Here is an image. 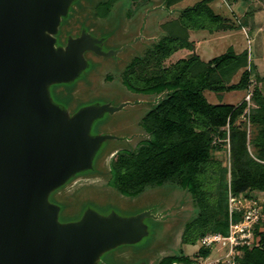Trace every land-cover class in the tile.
Masks as SVG:
<instances>
[{
  "label": "water",
  "instance_id": "obj_1",
  "mask_svg": "<svg viewBox=\"0 0 264 264\" xmlns=\"http://www.w3.org/2000/svg\"><path fill=\"white\" fill-rule=\"evenodd\" d=\"M78 0H0V264H104L103 257L149 236L151 211L133 216L87 209L62 222L54 193L94 171L104 143L93 125L126 107L58 105L52 87L76 82L90 67L87 54L110 58L134 46L104 51L83 27L61 40ZM139 41V38L136 40ZM139 104V103H136Z\"/></svg>",
  "mask_w": 264,
  "mask_h": 264
},
{
  "label": "trees",
  "instance_id": "obj_2",
  "mask_svg": "<svg viewBox=\"0 0 264 264\" xmlns=\"http://www.w3.org/2000/svg\"><path fill=\"white\" fill-rule=\"evenodd\" d=\"M120 1L106 0L96 7L97 10L105 8L108 14L105 17L108 18ZM183 1L165 0V5L170 9ZM232 1L237 3L238 0ZM213 2L203 0L184 9L179 19L163 25L165 35L162 40L151 46L142 57L128 63L123 86L134 95L156 100L138 124L141 132L135 139H142L137 147L128 144L118 151L109 169L97 159L94 171L87 173L89 177H107L106 186L129 202L163 191L178 193L185 202L188 199L195 214L185 225L182 237L185 245H193L210 233L229 235L230 220L238 223L244 218V212L230 215L229 196L238 198L247 194L254 200L253 194L264 193V93L260 87L262 80L250 61V52L237 54L230 49L206 62L195 53L194 42L190 41V31L228 32L246 25L248 15L241 25H234L215 12ZM96 17L100 20L105 18ZM181 50L192 51V54L166 68L162 62ZM157 64L160 69L171 70H160L155 75L145 72L150 65ZM240 72V82L232 85ZM253 79L258 83L255 86L252 85ZM250 89H253L250 99L255 105L252 108L246 102L239 107L222 103L213 105L205 97V93L210 92L222 101L225 93ZM241 118L246 122H240ZM248 124L256 132L249 135L245 128ZM228 137L231 179L228 182L227 171H220L218 185L212 193L205 176L209 167L217 164L213 158L215 150H222ZM250 147L254 152H250ZM211 193L219 198L213 199L214 204ZM51 201L62 204L63 197L54 193ZM263 220L254 228L252 246L238 248L242 255L236 256L235 264H264V232L259 231L260 225H264ZM210 254L209 249H200L201 258ZM194 262L179 250L159 264Z\"/></svg>",
  "mask_w": 264,
  "mask_h": 264
},
{
  "label": "rangeland",
  "instance_id": "obj_3",
  "mask_svg": "<svg viewBox=\"0 0 264 264\" xmlns=\"http://www.w3.org/2000/svg\"><path fill=\"white\" fill-rule=\"evenodd\" d=\"M102 1L106 0H78L71 9L69 19L62 26L61 40H65L66 35L76 36L83 27H89L95 36L100 38L109 36V42L104 46V51L118 50L135 42L134 46L124 50L117 57L103 58L92 53L87 54V58L90 60V67L87 71L72 84L52 87L51 95L58 105L67 108L71 113L92 105L111 104L118 107L123 103L135 104L114 115H106L93 125V134L123 139V141L104 143L98 153V163L104 164L109 169L111 161L118 151L128 144H132V147L138 146L142 139V137L135 139L141 132L138 124L151 109L152 103L156 101L134 95L123 86L128 63L136 57H142L151 46L164 38L163 25L179 19L184 9L195 6L203 0H185L170 9L166 8L165 0H137L133 3L131 0H122L110 12L108 18L105 17L107 13L105 8L101 7L97 10L96 6ZM232 2V0H214L212 7L216 13L227 18L234 25H241L246 19L245 15H248L246 25L241 29L234 28L228 32L190 31V41L194 42L195 53L206 62L226 54L230 49H234L237 54L249 50L250 61L256 69V75L262 80L260 87L264 93V0ZM96 16L105 18L100 20ZM191 54L192 51L181 50L162 63L166 68H171L180 60L189 58ZM150 66L145 72L148 71L153 75L160 70L165 72L171 70L160 69L159 64ZM241 75L242 72L234 78L231 84H238ZM257 84L256 79H253L252 85ZM252 92L253 89L225 93L222 101L217 98V95L210 92H206L205 97L213 105L222 103L239 107L246 102L250 107H255L250 99ZM240 122H246V119L241 118ZM245 128L249 135L256 132L250 127V124ZM224 143L222 150L216 149L214 152L213 158L217 164L210 166L205 176L212 193H215L218 185L220 171H227L228 182L231 179L232 159L229 137ZM116 149H118L116 152L108 154ZM250 152H254L252 147H250ZM107 183V177H89L86 173L56 192L57 197H63L64 202L59 203L62 207L61 221H77L87 209L102 215L116 213L124 217L151 211L158 219L146 220L149 228L148 237L135 246L121 247L106 254L102 259L104 264H142L143 262L159 264L162 259L173 256L179 250L184 253L186 258L195 261L194 264H216L218 261L220 264H235L233 261L236 256L242 255L239 249L233 253L230 252L229 245L218 244L209 249L211 254L207 258H201L199 256L200 249H205L201 243L202 239L193 245L183 244L185 225L194 217L195 213L192 203L188 199L185 202L184 197L180 194L163 191L160 194L145 195L142 200L129 202L115 191L110 190L106 186ZM214 188L215 190H213ZM212 193L211 200L214 204L213 199L218 200L219 198ZM253 196V202L264 213V193L253 194ZM243 197H238L241 202H236L238 198H233V209L236 204L244 208L251 206L248 201L244 200H251L248 195H243ZM230 203L229 196L228 205L231 206ZM263 219L264 214H262ZM259 231L264 232L263 224L260 225ZM252 239L253 241L255 239L254 233H252Z\"/></svg>",
  "mask_w": 264,
  "mask_h": 264
},
{
  "label": "built area",
  "instance_id": "obj_4",
  "mask_svg": "<svg viewBox=\"0 0 264 264\" xmlns=\"http://www.w3.org/2000/svg\"><path fill=\"white\" fill-rule=\"evenodd\" d=\"M239 198L236 199V202L240 201ZM232 200L233 197H231L230 215L232 216V213L234 212H244V218L238 223H234L232 219L230 220L228 236L215 233H210L204 236L201 240V243L205 249H212L218 244H223L224 246L229 245L230 252L234 253V251L238 250L239 247L252 246V233H254L255 226L258 225L262 220V211H260L261 209L255 202H253V200L249 201L248 199L244 200L251 204L249 208L240 207L238 204H236L235 209H233ZM216 264H220V262L218 261Z\"/></svg>",
  "mask_w": 264,
  "mask_h": 264
}]
</instances>
